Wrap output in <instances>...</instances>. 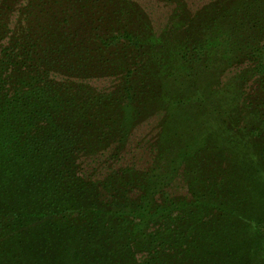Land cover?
Wrapping results in <instances>:
<instances>
[{
    "label": "trees",
    "instance_id": "trees-1",
    "mask_svg": "<svg viewBox=\"0 0 264 264\" xmlns=\"http://www.w3.org/2000/svg\"><path fill=\"white\" fill-rule=\"evenodd\" d=\"M145 1L0 0V264H264V0Z\"/></svg>",
    "mask_w": 264,
    "mask_h": 264
},
{
    "label": "rangeland",
    "instance_id": "rangeland-1",
    "mask_svg": "<svg viewBox=\"0 0 264 264\" xmlns=\"http://www.w3.org/2000/svg\"><path fill=\"white\" fill-rule=\"evenodd\" d=\"M141 5L145 8L150 18L152 19L155 26H160L163 24L169 13L170 8L163 6L161 4H155L145 0H138ZM192 8H196L198 5L206 2L207 0H186ZM157 118L150 119L147 123L139 126L132 134L129 145L126 152L123 155L124 162L135 164L136 166H143L145 162L150 159V154L148 152V144L152 140L154 134L156 133ZM173 193L186 195V190L183 187L176 186Z\"/></svg>",
    "mask_w": 264,
    "mask_h": 264
}]
</instances>
